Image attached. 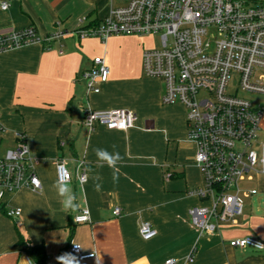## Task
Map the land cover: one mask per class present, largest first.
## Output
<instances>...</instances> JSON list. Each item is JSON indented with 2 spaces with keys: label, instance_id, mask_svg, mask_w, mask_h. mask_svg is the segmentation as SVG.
I'll use <instances>...</instances> for the list:
<instances>
[{
  "label": "crops",
  "instance_id": "1",
  "mask_svg": "<svg viewBox=\"0 0 264 264\" xmlns=\"http://www.w3.org/2000/svg\"><path fill=\"white\" fill-rule=\"evenodd\" d=\"M10 7L3 11L1 4ZM116 0H0V33L35 27L40 35L58 29L77 31L100 23ZM83 20V24L80 21ZM150 37L112 36L79 38L72 34L59 42L35 44L0 54V159L18 147L16 134L25 135L42 191L29 188L7 193L0 206V264H31L24 241L43 245L47 264L71 253L78 245L84 255L79 264H264V252L230 245L235 238L264 242V221L243 215L236 227L223 226L204 234L191 221L189 210L209 201L190 192L204 180L196 163L197 146L190 141L187 110L182 104L165 105L164 81L148 77L143 53ZM62 51V54H60ZM103 57L109 80L99 93H87L81 74ZM124 109L137 121L127 131L110 130L95 123L90 131L85 112ZM115 145V149H113ZM118 151V183L112 169L96 166L94 148ZM72 174L70 182L81 210L90 222L75 225L77 213L65 212L53 184L59 161ZM86 162L87 181L81 185L77 161ZM264 175V174H260ZM99 176L100 190H95ZM264 192V179L258 188ZM258 193L256 195H258ZM122 214L115 216V208ZM21 209L19 218L5 210ZM79 213V212H78ZM150 222L156 237L144 240L139 228Z\"/></svg>",
  "mask_w": 264,
  "mask_h": 264
},
{
  "label": "built area",
  "instance_id": "2",
  "mask_svg": "<svg viewBox=\"0 0 264 264\" xmlns=\"http://www.w3.org/2000/svg\"><path fill=\"white\" fill-rule=\"evenodd\" d=\"M106 19L66 32L57 28L40 35L35 27L0 33V54L19 48L51 44L76 34L79 38L112 36L152 37L159 35L160 48L143 53L148 77L164 81L165 105L182 104L187 110L190 141L197 146L203 186L190 192L209 201L207 207L194 206L189 215L193 226L204 234L217 233L223 226H238L244 212L242 195L258 191L247 186L254 175L264 174V142L260 139L264 105H255L246 94L264 97V0H116ZM10 4L3 2L1 9ZM83 20L80 21L83 24ZM62 54V51H60ZM110 68L103 57L81 74L87 93H99L100 84L109 80ZM234 85V91L229 88ZM137 115L129 110H92L85 112L84 125L91 131L95 123L110 130L127 131L134 127ZM18 147L0 159V206L7 193L29 188L42 191L35 173L25 135L16 134ZM67 171L62 160L57 178ZM81 185L87 181L86 162L77 161ZM21 209L7 210L9 218L21 216ZM113 214L120 216L117 207ZM75 225L90 222L89 209L77 213ZM139 233L151 240L157 231L150 222H142ZM238 249L264 252V242L247 236L232 239ZM70 252L84 260L80 246ZM31 264H33L31 262ZM163 264H176L168 259Z\"/></svg>",
  "mask_w": 264,
  "mask_h": 264
},
{
  "label": "clouds",
  "instance_id": "3",
  "mask_svg": "<svg viewBox=\"0 0 264 264\" xmlns=\"http://www.w3.org/2000/svg\"><path fill=\"white\" fill-rule=\"evenodd\" d=\"M115 149V145L112 146ZM93 152L96 156V166L103 168L107 165L112 169V182L118 183L120 178V163L123 161V157L118 151H109L106 148H94ZM200 160L197 159V166H199ZM101 178L94 176L93 180L95 190H100L101 184L98 182ZM59 198V203L65 212L78 213L81 211L80 205L77 202L76 195L70 186V176L67 171L64 172L63 177L58 179L52 186ZM77 248H79L77 246ZM57 264H79V260L72 253H63L56 257Z\"/></svg>",
  "mask_w": 264,
  "mask_h": 264
},
{
  "label": "rangeland",
  "instance_id": "4",
  "mask_svg": "<svg viewBox=\"0 0 264 264\" xmlns=\"http://www.w3.org/2000/svg\"><path fill=\"white\" fill-rule=\"evenodd\" d=\"M149 43L147 46L151 48H160L161 47V38L159 35L152 36L149 38ZM230 91H234V85L229 88ZM249 99L254 101L255 105H264V97L260 95H255L252 93L246 94ZM260 139L264 142V119L261 124ZM253 181L247 183L246 187H256L258 188L261 185L264 175H254ZM242 200L244 204V216H253L259 217L264 221V192L259 191L258 195H252L250 197H245L242 195ZM236 227V226H228Z\"/></svg>",
  "mask_w": 264,
  "mask_h": 264
},
{
  "label": "trees",
  "instance_id": "5",
  "mask_svg": "<svg viewBox=\"0 0 264 264\" xmlns=\"http://www.w3.org/2000/svg\"><path fill=\"white\" fill-rule=\"evenodd\" d=\"M5 213L7 214V210H5ZM22 243L24 245L23 251L28 255L33 264H47L48 256L43 245H31L24 241L23 238Z\"/></svg>",
  "mask_w": 264,
  "mask_h": 264
}]
</instances>
